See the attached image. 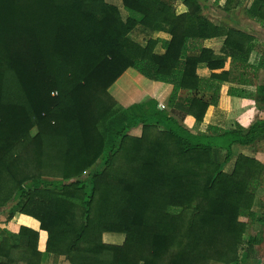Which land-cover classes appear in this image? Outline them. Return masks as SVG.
<instances>
[{
	"label": "trees",
	"instance_id": "16d2710c",
	"mask_svg": "<svg viewBox=\"0 0 264 264\" xmlns=\"http://www.w3.org/2000/svg\"><path fill=\"white\" fill-rule=\"evenodd\" d=\"M119 1L125 18L108 0H0L3 225L34 219L45 253L69 264H244L253 240L240 218L255 217L264 166L238 155L224 169L231 146L252 143L264 123L194 134L155 101L123 108L108 89L133 69L170 84L168 106L200 125L223 83L254 84L264 67L248 62L254 38L211 23L203 0ZM245 14L264 26V0ZM137 26L157 38L135 43ZM213 38H224L220 55L203 46ZM200 64L222 71L201 78ZM257 95L264 103V87ZM3 225L0 264H41L38 233Z\"/></svg>",
	"mask_w": 264,
	"mask_h": 264
},
{
	"label": "crops",
	"instance_id": "0c3cea01",
	"mask_svg": "<svg viewBox=\"0 0 264 264\" xmlns=\"http://www.w3.org/2000/svg\"><path fill=\"white\" fill-rule=\"evenodd\" d=\"M253 0H243L242 5L234 10H224V0H203V15L217 27L223 29L241 30L254 38L255 48L249 55L248 62L254 67L259 63L264 64V26L253 19H249L245 11L251 5ZM182 10V7L180 8ZM145 35V41L135 43L144 46L149 38H157L158 34H150L145 32L141 27L137 26ZM224 38H213L204 42L203 46L211 49L216 55H220L219 51L223 46ZM158 54L163 51L156 49ZM230 60L227 59L224 71L229 69ZM222 70H208L205 65L200 64L196 69L198 77L207 79L212 73H220ZM253 85H237L232 83H223L220 89V96L216 106H209L200 125L190 116H185L168 106L169 98L173 87L170 84L150 81L142 77L133 69H127L112 86L108 89L110 96L123 108H127L133 104L155 101L160 110L172 113L181 124L185 125L194 134L213 135V132L207 131V128H215L222 131H236L238 129L246 131L255 122L264 123V103L262 96L257 95V87H264V67L260 68L253 78ZM242 90L245 97L231 96L228 94L229 88ZM189 91H180L179 98L189 96ZM164 106V108H160ZM140 134L139 130H135ZM238 155L254 159L264 166V129L259 137H257L249 145L234 144L231 146V158L225 167V172L230 173L233 169L234 162ZM262 184L258 187L255 194L252 211L255 217L251 220L240 218V221L247 224V231L244 235L245 240L253 242L251 247L247 244L244 249L250 248L249 254L244 264H264V257H261L264 251V177ZM4 212L0 215V225L5 224ZM9 232L16 234L20 227L32 229L38 233V251L42 254L41 264H69L64 257H54L45 253V243L47 234L41 231L39 223L34 219L16 215L6 225L1 226Z\"/></svg>",
	"mask_w": 264,
	"mask_h": 264
},
{
	"label": "rangeland",
	"instance_id": "374dc122",
	"mask_svg": "<svg viewBox=\"0 0 264 264\" xmlns=\"http://www.w3.org/2000/svg\"><path fill=\"white\" fill-rule=\"evenodd\" d=\"M108 2L110 4L116 5L120 11H121V15L123 18L126 17V13L125 11L122 9V5L121 2L119 0H108ZM178 5H180V2L177 1L175 2L174 6L177 7ZM179 9V8H178ZM130 38L134 41L139 42L140 44L143 43L146 39L145 35L142 33V31L139 28H135L130 34H129ZM162 106H160L161 108ZM164 107V106H163ZM219 136V133H218ZM217 136V137H218ZM106 237H116V240H119L120 236H116V235H112V234H107L105 235ZM261 257H264V251H262Z\"/></svg>",
	"mask_w": 264,
	"mask_h": 264
},
{
	"label": "built area",
	"instance_id": "2783aa9c",
	"mask_svg": "<svg viewBox=\"0 0 264 264\" xmlns=\"http://www.w3.org/2000/svg\"><path fill=\"white\" fill-rule=\"evenodd\" d=\"M162 108H164V107L162 106Z\"/></svg>",
	"mask_w": 264,
	"mask_h": 264
}]
</instances>
